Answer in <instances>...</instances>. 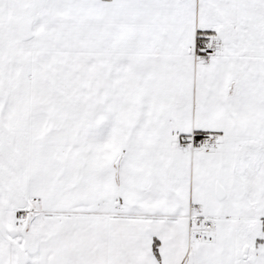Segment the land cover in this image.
<instances>
[{"label":"snow or ice","instance_id":"1","mask_svg":"<svg viewBox=\"0 0 264 264\" xmlns=\"http://www.w3.org/2000/svg\"><path fill=\"white\" fill-rule=\"evenodd\" d=\"M0 264H264V0H0Z\"/></svg>","mask_w":264,"mask_h":264}]
</instances>
